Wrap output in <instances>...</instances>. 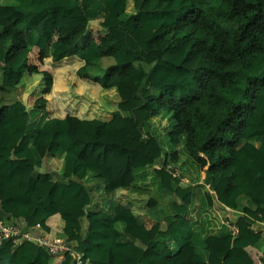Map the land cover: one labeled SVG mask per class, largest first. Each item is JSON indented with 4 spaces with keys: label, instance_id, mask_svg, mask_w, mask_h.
Here are the masks:
<instances>
[{
    "label": "trees",
    "instance_id": "16d2710c",
    "mask_svg": "<svg viewBox=\"0 0 264 264\" xmlns=\"http://www.w3.org/2000/svg\"><path fill=\"white\" fill-rule=\"evenodd\" d=\"M15 90L38 99L0 108L5 225L84 264H263L264 0H0ZM0 264L76 263L8 241Z\"/></svg>",
    "mask_w": 264,
    "mask_h": 264
},
{
    "label": "built area",
    "instance_id": "2783aa9c",
    "mask_svg": "<svg viewBox=\"0 0 264 264\" xmlns=\"http://www.w3.org/2000/svg\"><path fill=\"white\" fill-rule=\"evenodd\" d=\"M224 213L231 215L233 212L230 208H223ZM232 235L238 233V227L234 226L232 222L227 223ZM39 226L35 231H29L18 225H5L0 220V246L10 241L14 247H19L26 242H30L38 245L47 251V253L56 258L58 262H61L69 255L76 264H84L83 257L80 253L76 252L68 243L67 240L62 238H50L41 234H38Z\"/></svg>",
    "mask_w": 264,
    "mask_h": 264
},
{
    "label": "crops",
    "instance_id": "0c3cea01",
    "mask_svg": "<svg viewBox=\"0 0 264 264\" xmlns=\"http://www.w3.org/2000/svg\"><path fill=\"white\" fill-rule=\"evenodd\" d=\"M35 55L33 56L34 57V59H35V57H36V60L38 59V51H35L34 50V52H33ZM37 62V61H36ZM36 64H38V63H36ZM40 66V65H39ZM47 71V70H46ZM50 71V70H49ZM48 71V72H49ZM51 72V71H50ZM52 74V76H53V78H54V85H53V87H54V89H55V91H54V94L56 93L57 94V96H60V95H66L67 96V94H70V93H67V90H68V88L66 87V86H63V81L65 80V77H62V75H61V73H57V74H53V73H51ZM59 75V76H58ZM61 76V77H60ZM60 77V78H59ZM67 79H68V77H66V82H67ZM53 89V90H54ZM15 91H4V92H0V108L2 107V106H4V105H8V104H11V103H13L14 102V100H16V99H23L24 101H25V103L27 104V106H29V107H33V106H35V104H36V101H37V99L38 98H36V97H34V96H32L31 94H29V91L27 92V93H14ZM47 101H48V106H47V109L49 108V109H55L56 111H57V113H58V115H60L59 114V111H61L62 113H64V108H65V106L67 107H71V103H68V105H67V103L66 104H63L64 106L62 107V106H59V108L57 109L56 108V106L58 105L56 102H58L57 100L56 101H53L52 100V97L51 96H48L47 98ZM61 107H62V109H61ZM63 116V115H62ZM55 172H56V170H55V168L54 167H51V166H47V165H45L43 168H41V169H39L38 171H37V175L38 174H41L40 176H48L50 179H53V177L52 176H54L55 175ZM51 173V174H50ZM52 175V176H51ZM0 206H2V198H1V196H0ZM229 217H227V215H226V218H228V220H229V222H234V217H233V214H231V215H228ZM256 231H259V232H262V241H261V243L259 244V247H257V248H254L253 249V252H254V254L256 255V257L257 258H259V260H260V258H261V261L263 262V264H264V224H261V225H257V227H256ZM216 250H215V252H217L218 254H220V255H224L225 253H226V251H227V248L226 247H224L223 245H222V243H220V242H216V241H214L213 242V245H212Z\"/></svg>",
    "mask_w": 264,
    "mask_h": 264
},
{
    "label": "rangeland",
    "instance_id": "374dc122",
    "mask_svg": "<svg viewBox=\"0 0 264 264\" xmlns=\"http://www.w3.org/2000/svg\"><path fill=\"white\" fill-rule=\"evenodd\" d=\"M32 60H33V61H37L38 59L36 60V57H35V59H34V57L32 56ZM39 64H40V63H39ZM14 93H18V92L15 90ZM146 135H147V134H146Z\"/></svg>",
    "mask_w": 264,
    "mask_h": 264
}]
</instances>
